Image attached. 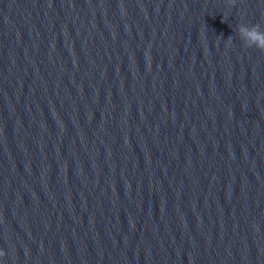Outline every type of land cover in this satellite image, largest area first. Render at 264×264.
Segmentation results:
<instances>
[{
	"label": "water",
	"instance_id": "water-1",
	"mask_svg": "<svg viewBox=\"0 0 264 264\" xmlns=\"http://www.w3.org/2000/svg\"><path fill=\"white\" fill-rule=\"evenodd\" d=\"M241 26L253 0H0V264H264Z\"/></svg>",
	"mask_w": 264,
	"mask_h": 264
},
{
	"label": "clouds",
	"instance_id": "clouds-1",
	"mask_svg": "<svg viewBox=\"0 0 264 264\" xmlns=\"http://www.w3.org/2000/svg\"><path fill=\"white\" fill-rule=\"evenodd\" d=\"M240 33L247 40L249 47H256L259 50H264V45L260 43L261 40H264V32H261L258 27L248 28V27L241 26ZM250 33H255L258 39L255 41H252L249 36Z\"/></svg>",
	"mask_w": 264,
	"mask_h": 264
}]
</instances>
